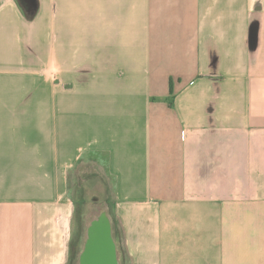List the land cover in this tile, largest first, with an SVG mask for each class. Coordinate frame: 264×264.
<instances>
[{
	"label": "crops",
	"instance_id": "crops-1",
	"mask_svg": "<svg viewBox=\"0 0 264 264\" xmlns=\"http://www.w3.org/2000/svg\"><path fill=\"white\" fill-rule=\"evenodd\" d=\"M17 3L0 0V264H83L99 224L73 225L69 176L101 156L116 264H264V0Z\"/></svg>",
	"mask_w": 264,
	"mask_h": 264
},
{
	"label": "rangeland",
	"instance_id": "rangeland-1",
	"mask_svg": "<svg viewBox=\"0 0 264 264\" xmlns=\"http://www.w3.org/2000/svg\"><path fill=\"white\" fill-rule=\"evenodd\" d=\"M24 9L28 17L30 11L33 9H25L21 4V0H16ZM103 156L98 163L86 162V166H82L76 175L69 176V192L75 200L76 214L74 216L73 225L81 232L85 227L92 223L94 214H105V221H110L117 226V220L114 214L113 198H112V184L111 179L108 178L105 168H103ZM101 221V220H100ZM99 225L105 224L102 220L98 222ZM115 226V227H116ZM125 259L128 263L131 262L130 257L124 253Z\"/></svg>",
	"mask_w": 264,
	"mask_h": 264
},
{
	"label": "water",
	"instance_id": "water-1",
	"mask_svg": "<svg viewBox=\"0 0 264 264\" xmlns=\"http://www.w3.org/2000/svg\"><path fill=\"white\" fill-rule=\"evenodd\" d=\"M102 226L93 223L88 228L83 264H116L109 226Z\"/></svg>",
	"mask_w": 264,
	"mask_h": 264
},
{
	"label": "bare ground",
	"instance_id": "bare-ground-1",
	"mask_svg": "<svg viewBox=\"0 0 264 264\" xmlns=\"http://www.w3.org/2000/svg\"><path fill=\"white\" fill-rule=\"evenodd\" d=\"M94 218H96V219H94V220H97V223L98 222H101L102 220L104 221V223L106 224L107 223V221H105L106 219V217H105V214L104 213H100L99 215H95L94 216ZM101 220V221H100ZM99 224V223H98Z\"/></svg>",
	"mask_w": 264,
	"mask_h": 264
},
{
	"label": "trees",
	"instance_id": "trees-1",
	"mask_svg": "<svg viewBox=\"0 0 264 264\" xmlns=\"http://www.w3.org/2000/svg\"><path fill=\"white\" fill-rule=\"evenodd\" d=\"M17 5H18V7H19V9L22 11V12H25L24 11V9L21 7V5L19 4V3H17ZM29 14V16H28V18H31L32 16H33V13H34V11H30V12H28ZM74 254H75V250H74ZM74 256V255H73Z\"/></svg>",
	"mask_w": 264,
	"mask_h": 264
}]
</instances>
